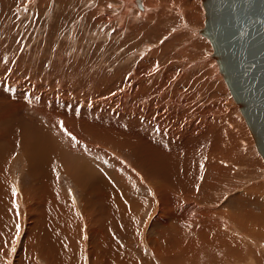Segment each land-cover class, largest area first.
I'll use <instances>...</instances> for the list:
<instances>
[{
    "label": "bare ground",
    "instance_id": "bare-ground-1",
    "mask_svg": "<svg viewBox=\"0 0 264 264\" xmlns=\"http://www.w3.org/2000/svg\"><path fill=\"white\" fill-rule=\"evenodd\" d=\"M86 1L100 21L93 36L98 30L99 39L110 38L106 24L121 27L104 12L113 5ZM119 1L125 12L120 19L126 13L129 18L121 36L127 40L134 31L129 40L137 37L143 45L116 47L126 52L129 69L113 84L96 88L94 101L89 90L79 91L78 100L69 88L59 97L47 85L21 80L16 65L2 67L0 248L9 253L0 264L54 259L61 264H262L264 222H252L256 215L246 209L240 220L230 204L258 206L263 216L256 217L264 218V164L245 120L230 107L219 69L202 64L211 43L199 30L194 33L204 23L199 2ZM147 33L159 35L158 43L145 44ZM19 160L26 164V178L35 179L28 189L17 185L20 173L13 166ZM62 178L82 191L80 202L62 191ZM253 178L262 183L250 188ZM231 195L234 200L227 198ZM109 217L124 224L125 236L134 234L133 243L121 246L120 234H112L113 221L103 220ZM158 226L164 233H148ZM169 233L178 238L165 249L158 237L171 238ZM142 251L146 258L139 257Z\"/></svg>",
    "mask_w": 264,
    "mask_h": 264
},
{
    "label": "rangeland",
    "instance_id": "rangeland-1",
    "mask_svg": "<svg viewBox=\"0 0 264 264\" xmlns=\"http://www.w3.org/2000/svg\"><path fill=\"white\" fill-rule=\"evenodd\" d=\"M140 1H142L143 5H145L143 0ZM166 1L167 2L169 1V3L171 2V0H166ZM197 1L200 4V6L197 7V9H200L197 10L198 15L202 17L204 21V13H203L201 0H197ZM102 2L104 3V5L105 4L113 5V7L107 6V8L104 9V12H106L105 14L107 17L109 15L112 16V21L114 22L113 24L121 25V27L118 28L117 26L106 24V28L109 29L110 31L109 35H111V37L104 39L98 38L97 36L98 30H96V36L95 37L93 36V29H95L94 26L96 27L97 26L96 24L100 21L98 18H96L95 14L90 15V13L94 10L92 9L94 7L92 8L88 7L87 5L88 1L86 0H34V1L33 0H0V68H1L0 72L3 70V68H5L3 65L6 64H11L12 66L16 65L21 70V71L17 70L16 73L18 76H21L20 78L21 80L30 79L32 82L38 85L39 84H41L42 86L44 85L45 88L47 85L46 89L55 90L56 95H59V97L61 96V94H63L64 91H65L64 93H67L69 89H71V91L75 90L77 91V96L75 95L74 96L75 98H77V100L79 99V91L84 92L89 90V92H91V98L94 101L97 97L99 88L113 84L117 80V78L123 76L122 73L125 72L124 71L125 69H129L130 65H128V63L124 64L123 62L126 59L125 58L126 52L119 53L118 52L119 50L116 47H118V45L123 42L126 43L127 47L125 45L123 47L126 49L128 48L127 50L130 49L135 50L136 48H138V46H140V44L141 46L143 45L141 42L137 41V37L129 40L131 38V35L133 36L134 31H131L132 33L129 32L130 35L127 40H125V38L121 36L123 26L125 22L129 20V18L127 17L128 16L127 13H126V17L123 20L122 18L120 19L119 17L120 13L122 16L125 13L123 12L124 11V8L122 7L123 4H121L119 0H103ZM172 3L175 4L174 2ZM177 5L183 7V5L180 3H177ZM193 6H196L195 1L193 2ZM124 7L126 8V6ZM132 7L138 9V6L136 4ZM106 20L107 19L104 18V22ZM141 22L139 21L137 25L143 26L146 24V22L144 21ZM200 25L201 24L197 26L198 29L196 27L197 30H195L194 33H196L203 26ZM138 29L139 26L137 27V29L135 28V30ZM149 29L151 30L152 27H149L148 29H146V31H148ZM150 30L149 32H151ZM147 36L148 39L143 40V42L145 44H149L148 46L155 45L158 43L159 35L157 34L148 35L147 33ZM177 37L175 36L173 38L175 39ZM206 38L207 37H205L204 39ZM149 39H151V41H149ZM207 41H209L208 38ZM211 53H212V46H211V51L209 53L205 54L203 52V54L205 55L204 58L202 59L203 60L202 64L210 63L211 65H213L215 68L218 69L216 60L211 55ZM65 81L66 83L67 82L68 83L66 84ZM96 88L98 89L96 90ZM230 95L228 96L229 98L228 101L229 100L232 101L230 102V107L237 109L238 119L244 120L243 116L240 114V110L237 108L238 105L234 103L235 101L233 97H231L232 95L231 96ZM206 96L207 94H204L205 99L208 98V96L207 97ZM245 127L248 129L246 125ZM247 132L248 134L250 133L249 129L247 130ZM251 139L252 142L253 138L251 137ZM252 143H253L252 144L253 148L255 150V154H259L256 150L254 142ZM256 156L261 157L260 154ZM260 159L264 164L262 157ZM14 168L17 170L16 172L18 174L20 173L18 176L19 179L17 181L19 182L17 184L18 188L22 190L25 188L28 189L32 187V184L35 181L34 177H31L33 178V182H30V180L27 179L26 176L22 173L23 169L26 168L25 162L22 160L17 161V163L14 164L13 166V169ZM243 170L246 171L248 170V168H243ZM97 171L103 172L104 169L98 168ZM13 172L14 171H12V173ZM109 172L112 173L111 170ZM59 183L62 186L61 187L62 191L66 195H70L68 197H70L72 200L79 201L82 191L81 190L78 191V189H76L73 183H72L73 185H70L71 184L70 180L68 181V179L62 178L59 181ZM260 183H262V180H260L259 178H253L252 180H250L248 187L252 188L259 185ZM74 189L76 191V195L73 193ZM129 193L130 194L128 195H130L129 197L131 199V197H133L134 194L133 192H129ZM227 198L228 199L231 198L234 200L233 195L227 196ZM227 202H231V201H227ZM239 204H243V202L242 201H239L238 203L232 202V204L230 205L232 206L233 211L236 212L240 220H243L244 218V214L246 213L244 211L245 209L249 211L250 215H256L258 217L263 216V213L259 211L260 208L258 206L250 205L248 206V208H246V207H239ZM222 205H226V203H223ZM125 211L126 213L127 212L129 213L130 208L126 207ZM256 216H252L250 218L252 222L254 223L264 222V218H258ZM145 219L146 217L142 216V218L137 221L138 223H140L139 226L143 225L144 223L143 221ZM103 220L108 224L110 223V221H113L115 230L112 231V234L116 236L120 234L118 237H119V243L120 241H122L121 246H123V244L128 245L129 244L128 242L133 243L134 234L127 235L126 233L125 236L126 229H124L125 226L122 222H119L116 218H110V217L108 220L106 218H103ZM128 220H130L129 217ZM130 225L131 224L129 223V226ZM118 228H123V230L121 229V232L123 231V235L117 231ZM153 229H160L164 233V229L159 226L151 227L148 230V233L152 236L156 235L155 232H153ZM114 231H116V234L114 233ZM110 233L111 230L109 228L106 229V234L109 235ZM168 235L171 238L165 239L158 237L159 239H164L163 244H165V249L172 248L175 239L178 238L176 235H173L171 233H169ZM140 238H141V233L138 235L135 242H137ZM38 240H39V235H36L35 237L36 243H38ZM35 248L36 249L34 254L38 255L40 249L39 245L36 244ZM131 248L138 249V247H131ZM28 251L29 248L21 253L24 252L28 253ZM8 253L9 252H4V250L0 248V259L2 260V263L6 261V258L8 257L7 256ZM141 256H144V258H146L147 252L142 251L139 257ZM23 257L24 255L22 256V259ZM259 258L262 259V264H264V254H261ZM148 262L151 263L149 259ZM88 263H89L88 261L85 262L80 261V264H88ZM37 264H47V263L43 262L42 260L40 262L39 260H37ZM51 264H61V262L60 260L54 259L51 262Z\"/></svg>",
    "mask_w": 264,
    "mask_h": 264
},
{
    "label": "water",
    "instance_id": "water-1",
    "mask_svg": "<svg viewBox=\"0 0 264 264\" xmlns=\"http://www.w3.org/2000/svg\"><path fill=\"white\" fill-rule=\"evenodd\" d=\"M199 29L264 161V0H201ZM264 170V168H263Z\"/></svg>",
    "mask_w": 264,
    "mask_h": 264
},
{
    "label": "snow or ice",
    "instance_id": "snow-or-ice-1",
    "mask_svg": "<svg viewBox=\"0 0 264 264\" xmlns=\"http://www.w3.org/2000/svg\"><path fill=\"white\" fill-rule=\"evenodd\" d=\"M17 228H19V225H17Z\"/></svg>",
    "mask_w": 264,
    "mask_h": 264
}]
</instances>
